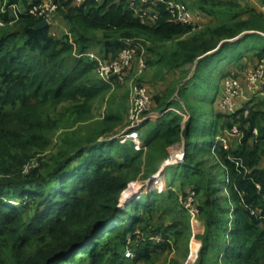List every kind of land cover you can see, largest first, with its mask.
<instances>
[{"label": "trees", "instance_id": "1", "mask_svg": "<svg viewBox=\"0 0 264 264\" xmlns=\"http://www.w3.org/2000/svg\"><path fill=\"white\" fill-rule=\"evenodd\" d=\"M41 3L0 0V21L6 23L0 29V264H137L139 259L151 260L153 254L137 238L139 231L152 226L147 218L159 210L164 196L172 201L180 198L183 208L181 200L185 202L192 192L205 223L197 264H264L263 103H250L247 116L246 107L235 113L213 108V117L204 122L205 113L185 97L188 89L180 91L187 109H177L167 97L151 96L155 109L163 112L153 125L143 124L142 128L149 127L144 135L146 157L143 151L132 149L130 142L100 140L98 134L84 135L85 139L79 136L74 143L65 134L60 143L72 145V151L50 152L60 127L52 111L69 102L71 111H82L88 116L85 121H90L92 112L87 115V106L110 88L93 77L96 63L87 52L94 42L102 41V52L111 57H98L107 62L131 44L136 46V59L144 58L143 48L149 53L162 47L159 60L175 68L196 65L192 85L212 93L216 89L203 76L207 72L212 76L222 62L234 56L236 45H249L257 37L239 38L247 25L241 22L233 29L226 20L232 17L229 10L238 6L236 2L200 0V11L213 18L224 15V22L215 28L206 25L197 33L193 26L174 21L164 3L139 0L136 5L148 13L146 19L130 8L129 0H86L79 5L73 0H56L52 23L40 28L43 18L29 10ZM17 6H23L24 12L11 16L9 9ZM54 19L66 23L69 34L55 36L51 31ZM172 42H176L175 51L170 52L167 44ZM257 57L259 62L264 59V48ZM144 60L148 66L150 61ZM216 62L218 68L212 69ZM133 67L135 62L129 72ZM231 74L227 75L235 77ZM204 100L211 106L215 103L210 95ZM182 111L189 114L185 124ZM107 114L109 121L104 118L102 122L106 131L111 122H119L118 115ZM233 127L240 132L238 147L216 145L218 136ZM182 141L183 161L159 193L156 180H150ZM205 154L210 155L203 158ZM213 156L221 168L217 174L211 173ZM31 158H38L39 163L26 173L23 168ZM142 164L156 167L141 191L145 197L139 193L126 199L125 191L141 175ZM168 200L166 213H171ZM171 232L158 234L174 240ZM130 241L132 247L136 245L134 259L124 257ZM167 247L163 244L159 249Z\"/></svg>", "mask_w": 264, "mask_h": 264}, {"label": "rangeland", "instance_id": "2", "mask_svg": "<svg viewBox=\"0 0 264 264\" xmlns=\"http://www.w3.org/2000/svg\"><path fill=\"white\" fill-rule=\"evenodd\" d=\"M184 1V0H183ZM199 0H185L184 2H187L189 4L190 7H192L194 5L195 2H198ZM231 1V0H230ZM192 2V3H191ZM233 2V1H232ZM238 3V2H236ZM229 10L228 8H222V10ZM242 8L240 6H236L234 7L232 10H229L231 13H234V10H240L243 11ZM11 16L14 14V11L12 9H9ZM20 11V10H19ZM238 13V12H237ZM264 13V12H263ZM235 14V13H234ZM252 14V23L251 25L248 26V21H245L244 19L247 18L246 15H250ZM199 17H201L199 14H196ZM226 20H229V23L231 24V26L233 27V29L237 28L236 25L241 24V22H244V24L247 25V28L245 30V33H243V35H249V34H253L255 36H257L254 33H249V31H247L248 29H256L259 27H255L254 25L260 26L262 25V27H264V15L263 14H258L255 13L253 11H251L250 13H244L243 15H240L239 13L236 15H232V17H227ZM199 25L198 28H196L195 33H197L198 31L204 29V26H206L208 23H204V21ZM224 22V16L222 17H218V18H211L209 21V25L213 26L214 28L217 27L219 25V23ZM237 30V29H236ZM192 34H190L189 36H191ZM233 40L235 39H231L230 42H233ZM179 41V40H178ZM176 42H172L167 44V47H169L168 49H170V52L175 51V48L173 47V45ZM261 43H263L261 41ZM148 45H153V43H148ZM253 45V44H252ZM92 60V59H91ZM93 61V60H92ZM149 66L150 64H148L146 71L141 74L138 75L136 72H134L133 70L130 71L127 75L128 78V84H115V85H109L107 84L110 88L108 90H106L105 92H103L100 96H97L96 99H94L93 101H91L89 103V105L87 106V110H88V114H90V112H92V116H91V120L90 121H85V119L88 117H85L84 113L81 111V113L77 114L74 111H71L69 108L71 107L70 105H68L69 102L67 103H61L59 104L54 111H52V117L53 119L58 121V124H60V127L58 126L59 131L54 134V141L53 144L51 146L50 152L52 154H58L60 152H68V151H72L73 146L69 145L68 147L64 144L60 143V140H62L64 138L65 134H70L71 136L69 137L73 143L74 142H78L79 140H77L79 138V136H84V135H92L95 136L98 134V138L100 140L103 139H107V138H113V137H118L124 133L127 132H132L133 130H131L132 128H130L133 123H131V120L129 118V114L127 111V102H129L130 99V95H131V82L134 83H138L139 85H146L145 83V79L146 77H148L149 75H152V72L149 71ZM196 65H194L191 68H189L188 71H182L183 73L180 75H178V79L176 81H168L167 79L165 81H161V83H159V87L156 89V91L159 92L160 97L164 98L167 97L169 102H173L174 107H176L177 109H181V107H184L185 109H187L186 105H184V103L182 102L183 100L181 99V95H180V91L183 89H188L186 91L185 97L188 99L189 103L191 104V106L197 108L198 110H200L202 113H206L209 114L210 112H212V107L207 103H205V97H208L210 95L211 100L213 101L216 100L217 96H219L220 93H218V83H219V73L220 70H214V73L212 74V76H208V72L203 76L205 79L206 77H208V79L210 80L213 89L215 88L216 90H214V92L209 93L208 91L203 92V89L201 91V89H197L196 86H194V84L192 85L191 80L194 77V71H195ZM218 68V63L216 62L213 66L212 69ZM192 71V73L190 75H188L190 72ZM186 72V73H185ZM217 73V74H216ZM96 77V79L98 78V76H96V72H94V76ZM153 77V75H152ZM207 79V80H208ZM98 81V79H97ZM121 86V87H119ZM147 86V85H146ZM145 86V87H146ZM148 87V92L151 95V90ZM146 87V88H147ZM152 96V95H151ZM222 97V96H221ZM165 99V98H164ZM210 100V101H211ZM96 107V115L93 114L94 108ZM113 108V111H110ZM67 109V110H66ZM219 109V108H218ZM70 110V111H69ZM173 111V109H170ZM177 111V110H175ZM108 112L114 113L116 115H118L119 117V122L118 124H115V122H111V128L106 131L103 128V120L105 118L106 121L108 117L110 116V114H107ZM181 115H183L184 120L183 121H188L189 119V114L188 112H183L181 113ZM153 112L150 113V118L152 119L153 117ZM207 117L205 118L204 122H207L210 120L209 115H206ZM148 118V117H147ZM151 121V120H150ZM148 120V122H150ZM147 122L144 121L142 124H140L139 126H137L135 129L136 131H138L140 139L142 141V143H144V135L146 134V129H148L149 127H143V124ZM156 123V122H155ZM104 136V137H103ZM108 136V137H106ZM142 136V137H141ZM225 136L226 138V142H223V147L225 148H229L230 147V139H235L234 135H222V137ZM76 138V140L74 139ZM85 139V136L84 138ZM82 139V140H83ZM238 139V138H237ZM85 142V140H84ZM72 143V144H73ZM131 144V143H130ZM132 145V144H131ZM71 146V148H70ZM184 148V141H182L178 146H174V148L170 151L171 153V158H168V161H171L172 159L175 158V156L177 154H181L182 151L180 152V150ZM68 149V150H66ZM132 149L136 150L135 148L132 147ZM145 154L144 157H146L148 155V147L145 148V150L143 151ZM183 154H184V150H183ZM214 154V153H213ZM210 154H205L203 156V158H208ZM212 155V154H211ZM215 155V154H214ZM42 157V156H41ZM215 156H213L214 158ZM49 157L47 156L45 158L48 159ZM155 158H157V155L155 156ZM38 158H31L28 160V162L25 164L24 166V170L25 172H29L32 168H34L39 162L37 161ZM164 161V163H162L160 170L153 176L155 177L154 180L155 181V186L157 187V190L159 191V193H161L162 191H164L166 189V187L168 186L170 180H172V178L174 177V171L178 170V168H176L178 165H180L182 162L179 161L176 164L173 165H166V161ZM181 162V163H180ZM159 160L157 159L156 161H154V165H156V167L159 165ZM218 161L214 158L213 159V164L210 161V167H211V173L213 174H217L221 171V168L217 166ZM155 167V168H156ZM149 166H145L142 164V173L139 176L138 179L130 182V184L128 185L127 190L125 191V198H132L133 196L141 193L142 195V199L145 197L141 191L143 190V188L145 187V185L147 184L148 180L147 177L148 175L155 169ZM218 196V194H216ZM224 195H227V192L224 193ZM167 196L163 197V200L161 201V203H159L160 208L158 211H154L153 216L148 219L147 218V222L152 221V226H150L149 228H147L146 232H140L138 233V239H140L142 242L145 243V247L146 249L149 251V253L153 254V256L151 257V260H147L146 258L142 259V260H138L136 261L137 264H197L199 261V252L200 249L202 247V244L204 242L203 237H204V233H205V223H204V216L200 213V210H198L197 208V212H191L186 206H185V202L184 200H181V203L183 205H180V198H178L177 200H168L170 201L172 207L173 212L171 213H166L167 211H169L168 208V202H167ZM146 215V214H145ZM147 217V215H146ZM150 225V224H148ZM175 225V226H174ZM172 229L173 232H171V235L173 236L174 240L172 238H168L171 240H168L165 236L164 239H167L168 241L166 242H161V243H155V241H153V237L157 236V235H161L158 234V232H163L165 233L166 230H170ZM152 231H158V232H154L151 233ZM154 234V235H151ZM163 237V235H161ZM131 241L128 242L127 247L133 249V247H135L136 245L134 244L132 247ZM168 245V247L164 250L159 249L161 245ZM152 252H151V251ZM134 251V250H133ZM133 259V258H132ZM133 260L129 261L132 262Z\"/></svg>", "mask_w": 264, "mask_h": 264}, {"label": "built area", "instance_id": "3", "mask_svg": "<svg viewBox=\"0 0 264 264\" xmlns=\"http://www.w3.org/2000/svg\"><path fill=\"white\" fill-rule=\"evenodd\" d=\"M79 3H83L86 0H76ZM101 1V0H96ZM143 3H164L167 6L168 11L172 14L173 20L182 25H191L196 28L201 24V17L193 13L187 5L182 1L177 0H139ZM233 2L248 1V0H231ZM130 8L134 9L136 14L142 19H146L147 12L140 10L136 5V0H129ZM14 11V15H17L19 7L10 8ZM57 10L56 0H42V3L38 6L33 7L29 12L33 15H38L42 17L44 22H47L48 25L52 23V14ZM6 25L5 22L0 21V29ZM136 46L129 45L123 49L120 55L112 61H104L96 55L89 54L88 56L95 61V71L98 78L109 85L115 84H125L128 82L127 75L129 70L132 68L133 63L135 62V67L133 71L138 75L143 74L147 69V64L144 58L136 59ZM245 78L250 89L253 91H259L261 95H264V59H262L256 66L247 67L245 69ZM245 87L241 83L238 77H229L225 81L224 91L222 97L219 101V108L223 112H236L238 108V100L246 98ZM152 108V98L148 89L139 85L138 83L131 82V99L130 107L128 109L129 118L133 125L130 127L133 130L132 132L124 133L118 137H113L110 139H119L121 144H125L128 141H131L134 145L136 151H144L145 146L142 143L136 127L142 124L144 121L150 120V113ZM249 108V107H248ZM246 108L245 115L249 114V110ZM148 117V118H147ZM254 134L258 136V132L255 130ZM226 135H240L239 129L233 127L231 130L226 132ZM226 142L225 136L218 137L216 139L217 144H223ZM215 147V146H214ZM182 153L177 154L174 159L171 161H166V165H173L177 162L183 160V149L180 150ZM171 158V157H170ZM180 162V163H181ZM260 189V186H258ZM185 206L191 212H197V203H196V193L192 192L185 201ZM155 243L166 242L168 240L164 239L161 235L153 237ZM124 257L126 259H132L135 257L134 252L131 248H126L124 251Z\"/></svg>", "mask_w": 264, "mask_h": 264}, {"label": "crops", "instance_id": "4", "mask_svg": "<svg viewBox=\"0 0 264 264\" xmlns=\"http://www.w3.org/2000/svg\"><path fill=\"white\" fill-rule=\"evenodd\" d=\"M73 1L77 5L80 4L76 0H73ZM184 1L182 0V2H184ZM199 1L195 2L192 7H190L187 2H184V3H186L188 8L193 13L199 14L201 16L202 22L204 21V23H208L207 25H209V21L213 17L209 16L207 13L200 11L199 5H198ZM221 1H230V0H221ZM141 3H143V2H141ZM143 4H146V3H143ZM236 5H238L242 8H245V9H242L243 11L234 10V13L236 15L238 13L240 15H243L244 13H250L251 11L258 13V14L261 13L264 15V13H263L264 12V2L262 0L240 1V2L236 3ZM19 10H20V12H24L25 8L23 6H19ZM147 11L149 13H152L153 10H152V8H149V9H147ZM217 11L220 12L222 10L217 9ZM234 13H232V14L235 15ZM222 16H224V15L219 14L217 17H222ZM246 16H247V18L244 20L248 21L249 25H251L252 14L246 15ZM51 31L55 36L60 35V34H69V27L66 23L62 22L60 19H54V24L52 26ZM247 31H249V33L256 34L257 37H253L254 40L252 38V42H250L249 45H236V47H237L236 54L234 56L230 57L229 60L222 62L221 66L219 68L220 72H218V73H220L218 75L219 80H220L218 83V87H219L218 93H220V94H219V96H217L216 100H214L215 101L214 105L213 106L210 105L212 107V112H210L209 114L205 113V115H209L210 118H212L213 114H214L213 108H214V110L215 109L219 110L218 109V102L221 99V96L223 94L225 81L228 77H230L229 75H227L228 73H232L231 75L238 77L246 89L245 90L246 98H242V99L238 100L239 109H242L243 107H245L248 104V102L252 103V105H255L256 103H263L261 109L264 111V95H261L259 91H253L252 89L249 88L247 81H246V78H245V69H244L247 66H256L259 62L258 61L259 59L257 57V53L259 52V50L264 48V45H263L264 43H261V41L262 42L264 41V27H262V25H261L259 28L248 29ZM244 33H245V31H244ZM96 35L99 38H102V36H103V34L101 32H97ZM249 35H252V34H249ZM241 36H243V34L240 35L239 38ZM220 47H221V45H219L216 50L212 51V53L217 51ZM168 48L169 47H167V49ZM102 49H103L102 41L101 42L96 41L91 45L89 52H87V55L93 54V55H96L99 57L101 56V58H104V57L110 58L111 56L105 55L102 52ZM141 52L143 54V57L146 59V61H150L149 71L152 72L153 77H152V75H149L148 77H146L145 83L147 86H149V89L151 90L150 92H151L152 97L156 96V95H160L159 92L156 91V89L159 87V83H161V81L163 82L166 79L168 81H176L179 78L178 75L181 76V74L183 73L182 71H188L189 68L192 69V67H193L190 65H186L184 67H179V68H175V67H171V66L168 67L167 64L169 61L162 62V60H159L160 56H161L160 53L163 52L162 47L158 48L155 52H149V53H147L145 48H143V49H141ZM191 73H192V71L188 75H190ZM126 84H128V83H126ZM119 87H121V86H119ZM147 89H148V87H147ZM129 107H130V99H129V102H127V106H126L127 111L129 109ZM155 108H156V105L153 102L152 109H155ZM110 111H113V108ZM152 112H153L154 116L152 117V119L150 121V125H153L155 122H157V120L162 116L163 111H158L155 109L154 111L152 110ZM93 114L96 115V107L94 108ZM234 138L235 139H233V138L230 139V148H235V147H238V145H239V140L237 139V137L234 136ZM263 167H264V164H263Z\"/></svg>", "mask_w": 264, "mask_h": 264}, {"label": "clouds", "instance_id": "5", "mask_svg": "<svg viewBox=\"0 0 264 264\" xmlns=\"http://www.w3.org/2000/svg\"><path fill=\"white\" fill-rule=\"evenodd\" d=\"M87 56H88V55H87ZM88 57H89V56H88ZM89 58H90V57H89ZM90 59H91V58H90ZM228 78H229V77H228ZM219 101H220V100H219ZM249 106H250V102H248V104H247L245 107L248 108ZM218 108H219V102H218ZM173 110H174V109H173ZM219 110H220V108H219ZM238 110H239V106H238L236 112H237ZM245 110H246V109H245ZM220 111H221V110H220ZM229 113H231V112H229ZM234 113H235V112H234ZM150 120H151V119H150ZM150 120H149V121H150ZM185 122H186V121H184V124H185ZM218 137H220V136H218ZM112 140H115V139H112ZM116 140L120 141L119 139H116ZM128 142L132 143L131 141H128ZM128 142H126V143H128ZM119 143H120V142H119ZM126 143H125V144H126ZM120 144H121V143H120ZM143 144H144V143H143ZM121 145H124V144H121ZM215 146H216V145H215ZM133 147H134V145H133ZM145 147H146V146H145ZM182 149L184 150V148H182ZM170 157H171V156H170ZM170 157H169V158H170ZM183 157H184V154H183ZM182 161H183V160H182ZM126 248H127V247H126ZM126 248H125V249H126ZM124 251H125V250H124ZM132 251H133V250H132ZM133 259H134V258H133Z\"/></svg>", "mask_w": 264, "mask_h": 264}, {"label": "water", "instance_id": "6", "mask_svg": "<svg viewBox=\"0 0 264 264\" xmlns=\"http://www.w3.org/2000/svg\"><path fill=\"white\" fill-rule=\"evenodd\" d=\"M48 26V23L47 22H43L39 27L40 28H44V27H47ZM155 177H152V179L150 181H153Z\"/></svg>", "mask_w": 264, "mask_h": 264}]
</instances>
